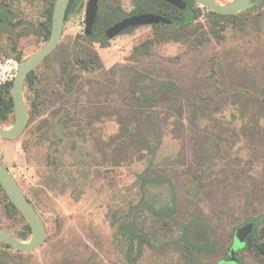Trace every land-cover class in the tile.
I'll return each instance as SVG.
<instances>
[{"label": "rangeland", "instance_id": "rangeland-1", "mask_svg": "<svg viewBox=\"0 0 264 264\" xmlns=\"http://www.w3.org/2000/svg\"><path fill=\"white\" fill-rule=\"evenodd\" d=\"M111 1L133 9V0ZM86 3L65 22L59 44L96 51L102 72L85 77L72 118L48 127L46 105L23 134L0 136V160L48 228L34 251L9 249L16 264H235L237 254L239 264H264L252 241L264 243V224L227 256L235 227L264 214V5L219 39L156 43L136 60L133 47L153 38V27L92 43L84 38ZM41 8L0 0V83L19 67L13 40L26 56L41 48L27 31ZM199 22L208 29L206 11ZM53 60L35 69L46 95L59 70ZM167 86L171 97L162 95ZM25 94L36 97L28 83ZM4 201L0 190V227L16 235L22 219ZM185 239L209 250L187 249Z\"/></svg>", "mask_w": 264, "mask_h": 264}, {"label": "trees", "instance_id": "trees-1", "mask_svg": "<svg viewBox=\"0 0 264 264\" xmlns=\"http://www.w3.org/2000/svg\"><path fill=\"white\" fill-rule=\"evenodd\" d=\"M21 1V0H18ZM42 2V10L37 16L39 18L38 23L32 21L29 18L27 31L29 34H35L38 37V47L44 46L51 35L52 18L56 0H36ZM187 3L186 9H180L177 6L168 3L163 0H133L132 11L126 12L120 2L111 0H100L99 9L96 17V26L101 30L111 27L114 23L128 15H136L149 12H159L172 19V23H157L153 25L154 36L153 38L146 39L133 47L132 57L136 60H141L152 54L153 47L156 43L165 42L169 40H193L195 44H205L210 42L212 38L219 39L222 32L228 26H239L241 23L240 18H249L253 15L251 12H244L236 15L220 14L209 10L208 8L201 7L195 0H184ZM86 0H71L66 13V21H68L76 12H81L84 8ZM264 5V0H260V4L253 9L261 8ZM203 11L209 19V26L206 30L201 22H199ZM3 17H0L2 21ZM1 27V25H0ZM26 31V30H25ZM1 32V29H0ZM13 40V39H12ZM105 45V44H104ZM12 57L21 63L26 54L19 48L18 42L13 40L12 44ZM54 58V62L57 63L59 70L56 74L55 81L52 86V95L44 94L42 83L44 76H38L33 70L27 77L29 84V90L33 91L36 95L35 98L30 100V123L33 122L43 110L46 105L52 106L53 110L46 118L48 127L59 123L61 120L72 118L74 103H79L80 93L86 85L84 82L87 74H94L102 72L103 64L101 62L99 54L88 48H82L80 50L75 46H63L59 44L58 47L51 53L46 59ZM13 86V79L6 80L0 83V123L6 125L7 123L13 124L15 119V108L11 94ZM174 91L173 86H167L162 95L170 96L174 95L171 92ZM52 97H55L57 102L52 101ZM155 97L154 99H157ZM151 97L144 99L145 102H150ZM85 109V108H84ZM39 129V126L34 127L31 133H35ZM145 147L151 149L150 142L145 141ZM51 159V158H50ZM148 183V182H145ZM0 190L5 197L4 205L8 214L17 215L22 219L23 228L16 234V236L22 240H26L31 234L30 224L26 218L17 209V207L10 201L4 188L0 183ZM252 223L254 228L264 224V214L259 216H250L235 227V231L246 224ZM234 234V233H233ZM258 238L254 237L253 246L257 248L259 255L264 256V243L259 246L256 245ZM187 241V239H185ZM3 246L10 247L8 244L1 242ZM12 253L0 251V264H8V259L13 257ZM7 259V260H6ZM12 261V260H11ZM13 262V261H12ZM11 262V263H12Z\"/></svg>", "mask_w": 264, "mask_h": 264}, {"label": "water", "instance_id": "water-1", "mask_svg": "<svg viewBox=\"0 0 264 264\" xmlns=\"http://www.w3.org/2000/svg\"><path fill=\"white\" fill-rule=\"evenodd\" d=\"M177 6L180 9H186L187 3L184 0H163ZM202 7L209 10L228 15H236L251 8H255L260 4V0H233L228 3H222L218 0H195ZM71 0H56L53 18L51 35L48 42L39 48L37 51L25 58L19 63L18 70L13 78V86L11 94L15 108V119L13 124L4 126L0 123V136L4 138H17L20 136L29 125L30 111L25 94V82L28 75L35 70L59 45L63 29L66 22L67 8ZM99 0H89L86 10V33L94 42H107L122 31L131 27L141 25H151L157 23H172V19L157 13H142L128 17L105 32L99 35H91V26L96 18ZM0 183L4 188L10 201L26 218L31 227V237L27 240H22L16 237L13 233L6 229L0 228V240L11 245L17 250L30 252L40 247L47 239L46 225L36 210L34 205L28 199L21 185L17 181L14 174L0 160ZM252 223L243 225L236 230L235 241L231 249V254L236 255V251L245 245L246 237L254 230Z\"/></svg>", "mask_w": 264, "mask_h": 264}, {"label": "flooded vegetation", "instance_id": "flooded-vegetation-1", "mask_svg": "<svg viewBox=\"0 0 264 264\" xmlns=\"http://www.w3.org/2000/svg\"><path fill=\"white\" fill-rule=\"evenodd\" d=\"M88 2H89V0H87V3H86V9L85 10H87V5H88ZM99 2H100V0H99ZM98 9H99V6H98ZM132 11V10H131ZM131 11H129V13L131 12ZM97 12H98V10H97ZM153 13V12H152ZM154 13H157V14H160V15H164V14H162V13H159V12H154ZM136 15H138V14H136ZM131 16H135V15H128L126 18H128V17H131ZM165 16V15H164ZM96 17H97V15H96ZM167 17V16H166ZM126 18H123L122 20H124V19H126ZM169 18V17H168ZM171 19V18H170ZM122 20H119V21H117L116 23H118V22H120V21H122ZM96 18H95V20H94V22H93V24H92V26H91V35H94V36H96V35H99V34H101V33H103V32H105L106 30H108L109 28H111L113 25H115L116 23H114L111 27H109V28H107V29H104V30H101V28L100 27H98V26H96ZM85 24H86V20H85ZM153 25H155V24H151V26H153ZM131 28H133V27H131ZM131 28H129V29H131ZM129 29H126V30H129ZM125 31V30H124ZM122 33H123V31H122ZM84 38L85 39H87V40H89L90 42H92V43H98V42H94L92 39H90V36H88L87 35V33H86V27H85V33H84ZM108 42V41H107ZM99 44H101V45H104V44H106V42H103V43H99ZM28 82H27V79H26V82H25V91H26V84H27ZM28 89H29V84H28ZM28 100H29V98H28V96H27V103H28ZM28 107H29V111H30V105H29V103H28ZM30 123V122H29ZM29 126V125H28ZM28 128V127H27ZM26 128V129H27ZM25 132V131H24ZM23 134V133H22ZM3 163V162H2ZM4 164V163H3ZM8 167V166H7ZM9 168V167H8ZM10 170V169H9ZM11 171V170H10ZM12 172V171H11ZM17 179V178H16ZM18 181V180H17ZM20 184V183H19ZM21 185V184H20ZM22 187V186H21ZM23 189V188H22ZM24 191V190H23ZM25 192V191H24ZM26 194V193H25ZM27 195V194H26ZM27 197H28V195H27ZM28 199L31 201V199L28 197ZM31 203L33 204V202L31 201ZM34 205V204H33ZM34 207H35V205H34ZM36 208V207H35ZM36 210H37V208H36ZM38 211V210H37ZM39 212V211H38ZM39 214H40V212H39ZM40 216L42 217V215L40 214ZM42 219H43V217H42ZM43 221H44V223H45V225H46V222H45V220L43 219ZM28 222V221H27ZM0 228H2V227H0ZM3 229H5V228H3ZM46 229H47V237H48V228H47V225H46ZM6 230H8V229H6ZM9 231V230H8ZM9 232H11V231H9ZM12 233V232H11ZM235 233H236V231L234 232V234H233V244H234V241H235ZM14 234V233H13ZM31 234H32V232H31ZM30 234V235H31ZM15 235V234H14ZM16 236V235H15ZM17 237V236H16ZM31 237V236H30ZM20 239V238H19ZM27 240V239H26ZM47 240V239H46ZM250 237L249 238H247V239H245V245H244V247H246V246H248L249 244H250ZM1 241V240H0ZM1 242H3V241H1ZM46 242V241H45ZM44 242V243H45ZM5 243V242H4ZM43 243V244H44ZM7 244V243H6ZM42 244V245H43ZM207 244H209V243H202V244H200V245H196V246H194L193 245V243L192 242H190L189 240H187L186 241V243H185V245L187 246V249H191V247L192 246H194L195 248H198L199 250H202L205 246H206V248L208 249V245ZM233 244L231 245V247H230V249H229V252H228V254H227V256L230 254V252H231V249H232V247H233ZM9 245V244H8ZM41 245V246H42ZM10 247H6V246H3L1 243H0V251H4V252H8V253H11V251H9V249H14L15 251H16V253H23V252H25V251H20V250H17V249H15L14 247H12L11 245H9ZM40 246V247H41ZM39 248V247H38ZM35 250V249H34ZM33 250V251H34ZM209 250V249H208ZM30 252H32V251H30ZM237 252L238 251H236V254H237ZM28 253V252H27ZM14 256L13 257H11L10 259H6L7 261H8V264H16V255L15 254H13ZM226 257V256H225ZM223 259V258H222ZM222 259H220V260H218L215 264H219L220 262H221V260ZM13 262H12V261ZM239 256H238V254H237V262L235 263V264H239ZM12 262V263H11Z\"/></svg>", "mask_w": 264, "mask_h": 264}]
</instances>
